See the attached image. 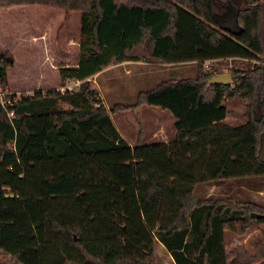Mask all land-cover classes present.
Returning <instances> with one entry per match:
<instances>
[{"label":"trees","instance_id":"obj_1","mask_svg":"<svg viewBox=\"0 0 264 264\" xmlns=\"http://www.w3.org/2000/svg\"><path fill=\"white\" fill-rule=\"evenodd\" d=\"M221 3L233 6L236 31L218 28ZM26 6L81 13L78 67L60 71L62 89L80 85L18 96L0 49V253L13 264H159L158 243L175 264H264V240L225 245L228 232L264 226V206L195 194L264 177V0H0V11ZM230 59L233 83L210 85ZM141 60L193 63L197 74L107 108L90 79ZM236 98L247 122L233 127ZM143 106L176 118L171 143L140 135L132 148L121 137L111 116Z\"/></svg>","mask_w":264,"mask_h":264},{"label":"rangeland","instance_id":"obj_2","mask_svg":"<svg viewBox=\"0 0 264 264\" xmlns=\"http://www.w3.org/2000/svg\"><path fill=\"white\" fill-rule=\"evenodd\" d=\"M216 17L219 29L224 32L226 30H235L233 6L226 7L222 3L218 4L216 7ZM35 36H37V38ZM62 36L63 38H72L70 40L68 39L66 44H64ZM80 37L82 38L81 13L79 12L68 14L64 11L39 6H26L1 10L0 47L2 51L10 53L14 62L13 66L9 69L11 82L10 91L18 93V96H21L20 94L22 93L33 95L36 91H47L57 88L64 91L65 89L77 88L78 86L67 81L68 83L65 82V87L62 89L63 82L60 77L61 70L55 69V67H53L54 65H50L48 62H50L51 58H53V60H61L64 59L63 57L65 56L74 64L75 61H77L75 55L77 53V45L78 42H80ZM70 41H74L75 44H69ZM232 64V61H225L219 64L220 66L218 67L225 70V74V72L228 73L227 70L230 69ZM185 65L180 68L182 70L181 75L175 73L173 69L171 71L172 73L167 72L163 75L162 80L177 78V75H179L180 78L195 77L197 74L196 64ZM118 77L119 80H121L120 78H122V75L119 74ZM118 85H121V81H118ZM96 87L97 86L94 85V88ZM118 88L119 89L116 91L110 90L107 92L108 94H106L105 98L111 107L117 104V101L114 100L115 94L118 93L119 95V91L121 93L124 92L126 95L130 94L127 90L120 87ZM151 89L153 88H149V90ZM96 90L98 91V88ZM104 90L105 88L102 87V95L105 93ZM99 95H101L100 92ZM124 100L125 99H123V102ZM135 101L136 98L134 97L126 99V102L130 104L135 103ZM245 106L246 103L242 99L236 98L228 104L227 108L233 111L234 115H237L235 112H241V114L245 113ZM128 112L131 113L133 111ZM121 114L122 113L118 115ZM114 119H117L116 116ZM231 122V126L237 127L245 124L247 121L242 117H236L232 119ZM140 128H142L141 124H139V129ZM195 194L199 200L231 197L239 202L252 201L264 206V177L257 179H228L213 184L202 183L196 186ZM98 201L104 202L100 197H98ZM261 240H264V226L253 224L249 233L244 236L228 232L226 234L225 245L228 251L240 245H245V247L247 246L251 249L253 244ZM155 251L159 264H175L163 245L157 243ZM10 261V256L0 253V264H13Z\"/></svg>","mask_w":264,"mask_h":264},{"label":"crops","instance_id":"obj_3","mask_svg":"<svg viewBox=\"0 0 264 264\" xmlns=\"http://www.w3.org/2000/svg\"><path fill=\"white\" fill-rule=\"evenodd\" d=\"M35 37L37 38V36ZM71 38L72 37L63 38L64 44H66L68 39L70 40ZM80 42H81V37H80ZM80 42H78V45H77V53L75 55V58H77V61H75L74 64H72L65 56L63 57L64 59H61V60H53V58H51L50 62L48 63H50V65H54L53 67H55V69L57 70H62L64 68H77L78 62H79V54H80ZM71 43L75 44L74 41L69 42V44ZM227 61L231 62L233 60L230 59ZM190 64H193V63H190ZM184 65L185 64L155 65V64L148 63L144 60L125 61V62L113 65L103 70L102 72L92 77L90 81L92 82L93 88H94V85L97 86L94 89L98 88V91L101 93L100 97L103 100L104 105L107 108H110L111 106L105 98L106 94H108L107 93L108 91L110 90L116 91L117 89H119L118 87L127 90V92L130 93L129 95H126L124 94V92L121 93L119 91V95L118 93L115 94L114 101H117V104H130L126 102V99H130L131 97L137 98V95L140 92L150 91L149 88L155 89L162 82L167 81L169 79H174V80L184 79V78H180V76L177 75V78H169V79L162 80L163 75H165L167 72L170 73L173 69L175 70V73L181 75L182 70L180 68L181 66H184ZM119 74L122 75V78H120L121 80H119V77H118ZM118 81H121V85H118ZM68 82L74 84L75 86L80 85V82L78 81H68ZM101 83H102V87L105 88L104 90L105 93H103V95H102ZM106 88H107V91H106ZM123 99H125L124 102H123ZM230 102L227 103V106ZM231 112L232 114H229L226 118V124L231 126L232 125L231 120L236 117H242L245 120L241 112H235L237 115H234L233 111ZM231 115H234V116H231ZM115 116L117 119H114ZM111 119L117 131L121 135V137L124 140H126L127 143L132 148L137 147L140 141V135H142L141 142L145 145H152L156 143L169 144L177 136V130L175 127L176 122H177L176 118L170 112L166 110H162L157 107L143 106L139 108L138 110H136L135 112H131V113L123 112L121 115H118V114L112 115ZM139 124L142 125V128L140 129H139Z\"/></svg>","mask_w":264,"mask_h":264},{"label":"water","instance_id":"obj_4","mask_svg":"<svg viewBox=\"0 0 264 264\" xmlns=\"http://www.w3.org/2000/svg\"><path fill=\"white\" fill-rule=\"evenodd\" d=\"M233 23L235 25V30H237V25L235 22V17L233 18ZM233 83V76L231 73H225L222 75L215 76L209 80L210 85H222V86H229ZM259 160L264 163V136L261 141V147L258 153Z\"/></svg>","mask_w":264,"mask_h":264},{"label":"built area","instance_id":"obj_5","mask_svg":"<svg viewBox=\"0 0 264 264\" xmlns=\"http://www.w3.org/2000/svg\"><path fill=\"white\" fill-rule=\"evenodd\" d=\"M0 103H1V105H3V107L6 106V102L4 100V94L3 93H0ZM11 116H12V114H11Z\"/></svg>","mask_w":264,"mask_h":264}]
</instances>
